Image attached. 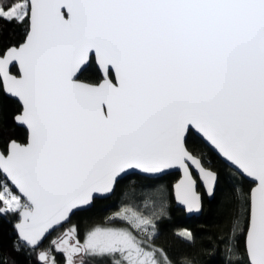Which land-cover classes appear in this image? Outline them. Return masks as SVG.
<instances>
[{
  "label": "snow or ice",
  "instance_id": "snow-or-ice-1",
  "mask_svg": "<svg viewBox=\"0 0 264 264\" xmlns=\"http://www.w3.org/2000/svg\"><path fill=\"white\" fill-rule=\"evenodd\" d=\"M0 20L25 30L0 51V89L28 132L0 148V215L18 217L33 251L59 233L41 264H61L53 253L62 264H176L156 245L163 206L125 204L83 242L67 225L135 171L180 170L176 199L199 212L197 178L212 196L219 177L189 142L211 145L250 185H233L226 264H264V0H0ZM93 63L97 79L82 80ZM139 195L148 208L151 193Z\"/></svg>",
  "mask_w": 264,
  "mask_h": 264
},
{
  "label": "trees",
  "instance_id": "trees-1",
  "mask_svg": "<svg viewBox=\"0 0 264 264\" xmlns=\"http://www.w3.org/2000/svg\"><path fill=\"white\" fill-rule=\"evenodd\" d=\"M24 27L15 23L0 20V51L11 45H17L24 39ZM15 72V70H13ZM98 77L96 65L93 63L81 76L82 79L94 82ZM21 110L19 101L0 89V146L15 138L25 142L28 137L27 129L18 125L15 114ZM188 148L200 155L203 162L219 173V181L215 196L209 199L203 197V211L200 215L187 216L182 207L176 206L173 196V182L178 178V172H171L161 177H147L131 173L120 179L114 193L106 198H95L91 207L81 209L71 216L70 224L78 228L79 238L83 241L85 233L99 224H109L108 217L121 208L120 200L123 193L143 200L141 191L152 194L160 183L167 191L168 205L166 215L157 221L158 238L156 245L168 251L176 264H183L189 259L193 264H226V248L224 241L232 226L238 205L239 194L233 190V185L247 192L250 185L241 181L238 176H232L228 165L205 142H189ZM210 161V164L208 163ZM202 189V187H200ZM18 217L15 215H0V264H41L37 260L39 251L50 245V240L56 238L53 231L36 251L26 247L18 238L14 228ZM116 224L122 225V222ZM188 230L193 234L194 242L188 243L180 238V230ZM238 247L243 252V233H237ZM20 244V250L15 248ZM62 264V257L53 253ZM234 264V262H233Z\"/></svg>",
  "mask_w": 264,
  "mask_h": 264
},
{
  "label": "water",
  "instance_id": "water-1",
  "mask_svg": "<svg viewBox=\"0 0 264 264\" xmlns=\"http://www.w3.org/2000/svg\"><path fill=\"white\" fill-rule=\"evenodd\" d=\"M21 43V42H20ZM18 45V44H17ZM11 46H13V45H11ZM81 78V77H80ZM82 79V78H81ZM82 80H84V79H82ZM87 81V80H86ZM8 95V94H7ZM10 96V95H9ZM14 98V97H13ZM16 99V98H15ZM21 111V110H20ZM19 111V112H20ZM19 112L18 113H16L15 114V116L17 115V114H19ZM20 126H22V125H20ZM23 127H25V126H23ZM26 128V127H25ZM11 140H16L17 142H19V143H26L27 142V140L25 141V142H21V141H19V140H17V139H15V138H13V139H11ZM206 143V142H205ZM207 144V143H206ZM214 152H216L213 148H212V146L211 145H209V144H207ZM0 148H2L1 146H0ZM190 151H192L191 149H189ZM193 152V151H192ZM194 153V152H193ZM194 154H196V155H198L197 153H194ZM218 154V153H217ZM201 159H202V157L200 156V155H198ZM221 158V157H220ZM222 159V158H221ZM223 160V159H222ZM202 162H203V159H202ZM204 163V162H203ZM205 166L206 167H210V166H208V165H206L205 164ZM213 171H216L217 172V174H218V177H219V173H218V171L217 170H215V169H213V168H211ZM171 172H178L179 173V175H178V178L173 182V196H174V199H175V204H176V206H179V207H182L184 210H185V213H186V215L187 216H193V215H200L201 213H202V211H203V197H204V195H206L209 199H212L214 196H215V193H216V190H217V186H218V182H217V185H216V188H215V192H214V194L212 195V196H209L208 194H207V192H206V189H205V187H204V185H203V183L199 180V178H197V192H198V194L200 195V197H201V210L199 211V212H192V213H189L187 210H186V206H184V205H181L178 201H177V199H176V194H175V184L181 179V175H182V173H181V171L180 170H178V169H171V170H166V172H164V173H159V174H144V173H141V172H139V171H135V172H133V173H138V174H141V175H144V176H147V177H161V176H164V175H166V174H168V173H171ZM193 174H194V176L196 175V173H195V171L193 172ZM128 174H124L123 175V177H125V176H127ZM120 179H118V181H119ZM218 181H219V179H218ZM118 183V182H117ZM116 186H117V184H116ZM116 186H115V188H114V191H115V189H116ZM200 187H202V189L200 188ZM114 191H113V193H114ZM113 193H111V194H108V195H106V196H100V197H98V198H106V197H109V196H111ZM95 198L96 197H94V200H95ZM94 200H93V203H94ZM93 203L91 204V205H89V206H86L85 208H83V209H86V208H89V207H91L92 205H93ZM76 211H78V210H76ZM75 211V212H76ZM71 219V218H70ZM17 222V221H16ZM15 222V223H16ZM47 238V237H46ZM22 242V241H21ZM44 242V241H43ZM42 242V243H43ZM81 242H83L82 240H81ZM23 243V242H22ZM24 244V243H23Z\"/></svg>",
  "mask_w": 264,
  "mask_h": 264
},
{
  "label": "rangeland",
  "instance_id": "rangeland-1",
  "mask_svg": "<svg viewBox=\"0 0 264 264\" xmlns=\"http://www.w3.org/2000/svg\"><path fill=\"white\" fill-rule=\"evenodd\" d=\"M128 194H129L128 192L126 194L123 193V196H122V198L120 200L121 207L123 205H125V204H129V203L135 202V203L141 205V210L145 211L146 214L150 213L153 208H156L158 210L161 206H163L165 208V211H167V205H168L167 191H165L164 185L161 184V183L158 186H156V188L152 192L151 198H150V204H149L148 208H144L143 207L142 200L141 201L136 200L135 197H130V196H128ZM120 209L118 211H120ZM118 211H116V212H118ZM106 225H108V224H103V225L99 224V225H96V226H106ZM96 226H94V227H96ZM116 226H122V225L116 224ZM58 235H59V233H58ZM85 235H86V233H85Z\"/></svg>",
  "mask_w": 264,
  "mask_h": 264
}]
</instances>
